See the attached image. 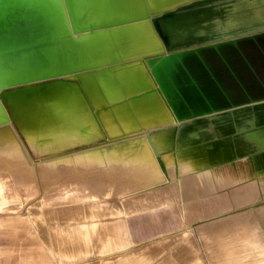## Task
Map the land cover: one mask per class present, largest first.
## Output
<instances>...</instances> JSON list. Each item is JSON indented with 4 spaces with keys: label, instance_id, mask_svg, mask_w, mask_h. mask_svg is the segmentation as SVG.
Segmentation results:
<instances>
[{
    "label": "bare ground",
    "instance_id": "bare-ground-1",
    "mask_svg": "<svg viewBox=\"0 0 264 264\" xmlns=\"http://www.w3.org/2000/svg\"><path fill=\"white\" fill-rule=\"evenodd\" d=\"M88 9L95 13L94 18L100 26L106 28L93 39L97 47L92 52H105L106 57L102 62L68 71L98 70L91 75H81L77 80L74 75L64 76L58 83L15 89L6 95L8 99L34 96L39 99L47 91H54L60 98L54 104L44 101V106L34 114H20L18 120L22 135L13 123L0 124V169L15 167L11 173L15 176V186L20 188L18 190L14 186L11 193L0 190V207L19 195L35 196V170L40 175L39 180H42L41 176L46 180L48 193L53 194L56 184L75 190L76 186L73 187L71 182L58 179L60 175L54 170V164L61 166V173L75 169L77 174L83 170L77 174L80 191L107 194L113 190V182H108V179H113L109 177L112 168L106 169L108 166L105 168L103 162L119 160L121 155H125L121 162L122 173H119L123 177L118 179L124 181L118 193L140 190L166 177L164 184L157 186L164 188L172 177L174 180L178 177L180 167H191L193 173L210 171L219 184L226 185L208 194L220 195L223 203L219 206L229 197L220 193H230L234 187L238 190L244 186L253 187L254 195L259 188L264 189L262 105L255 109L214 113L197 120H178L206 102L213 101L217 108L228 105L227 96L234 87L232 78L227 75L229 70L236 69L247 87L256 84L255 78L245 68L244 59L250 62L257 60L264 40L243 44L232 40L264 31V0H80L78 18L81 25H87L91 19ZM154 24L164 34L168 48L152 30ZM112 36L119 38L115 37V41L110 39ZM224 42L228 44L218 46ZM211 46L213 51H201ZM186 48L192 49L184 50ZM177 50H181V59L174 52ZM161 55L164 56L149 63L157 67L156 74L165 90L177 96L173 106L176 114L148 67L149 58ZM139 58L142 61L135 62ZM117 62L128 63L119 68L109 67ZM256 78L263 82L264 74L258 73ZM7 119L6 112L0 109V123ZM139 157L144 164L145 176L132 185L136 175L131 177ZM93 164L105 165L106 170H101L102 166L95 170L94 166V170L89 168L88 172L85 167ZM100 173L104 175L103 179L98 177ZM203 197L206 196L200 198ZM85 204L86 207H101L99 202L95 206ZM80 207L73 206L68 211ZM60 211H65V207H59ZM112 211L121 214L116 201Z\"/></svg>",
    "mask_w": 264,
    "mask_h": 264
},
{
    "label": "rangeland",
    "instance_id": "rangeland-1",
    "mask_svg": "<svg viewBox=\"0 0 264 264\" xmlns=\"http://www.w3.org/2000/svg\"><path fill=\"white\" fill-rule=\"evenodd\" d=\"M260 59L256 66L258 65L257 68L264 71V52L260 53ZM236 89L239 90L238 93L243 97V101L222 112L236 111L241 108L255 109L258 105L264 107V84L260 85L261 96L257 99L246 96L242 87ZM234 96H230L232 100ZM203 110L207 112L205 115L202 114ZM213 114L210 113V107L198 108L197 113L188 120L202 119ZM260 124L264 127V119ZM32 156L35 159L38 158ZM123 157L121 155L119 157L121 160L108 161L107 159L103 162L106 165L103 164L105 168L108 166L106 169L112 168L109 177L113 179H108V182L112 181V189L117 190L102 195L80 191L79 184L77 185L80 178L77 174L82 173L83 170L78 171L77 174L75 169L69 173H61L59 171L61 166L57 164H54L57 167L53 165V168L59 172L57 174L60 178L57 175L56 177L60 181L71 182L76 189L71 190L56 184L53 194L48 193L45 189L46 180L43 176H41L42 180H39L40 175L35 170L34 174L37 176L35 196L27 198L25 195L22 197L19 195L16 199H9L10 202L4 207H0V264H101L103 257L127 249L132 250L128 256L141 264L153 263L154 260L156 264H162L165 259L167 262H180L184 256H190L193 253H196L200 259V264H264L263 188H259L253 202L246 208L236 210L231 207L217 215L215 213L217 207L223 203L220 201V195L217 194L200 198L201 204L197 207L186 205L197 202L196 200L186 201L181 208L173 201L165 207L134 210L132 205H128L132 196L139 194V191L143 189L157 188L164 184L166 177L158 182L159 184L118 193L124 181L118 179L121 176L119 173H122ZM137 161L139 163L137 162L135 173L131 177L134 178L133 176L136 175V179H133L134 182L130 180L131 183L133 182L132 185L142 181L145 176L142 159L139 157ZM94 166L96 164L90 167L87 165L85 168L96 170L102 165ZM104 166L101 170H106ZM14 168L7 166L0 169V190L3 192L11 193L14 190L15 176L11 173ZM189 170L194 171L191 167L186 169L180 167L178 175L190 172ZM72 174L74 177H71ZM56 177L54 175V178ZM98 177L103 179L104 175L100 173ZM169 183L171 182L167 184ZM107 186L104 185V187ZM15 188L20 190L17 186ZM220 194L227 196L226 192ZM228 199L230 200V197L226 198L227 201ZM30 200L32 201L28 203ZM114 201L120 205L121 214L119 215L112 211ZM73 202L76 203L73 205ZM84 202L89 203L90 206H95L99 202L101 207H86ZM202 203L210 207L205 208ZM73 206L82 207L75 209L76 211H68ZM59 207H65V211L58 212ZM49 210L50 214L47 213ZM236 213L240 214L230 221H217L221 218H231ZM243 217V222L236 223L237 219ZM94 221H97V226L92 229ZM109 262L105 261L103 264Z\"/></svg>",
    "mask_w": 264,
    "mask_h": 264
},
{
    "label": "water",
    "instance_id": "water-1",
    "mask_svg": "<svg viewBox=\"0 0 264 264\" xmlns=\"http://www.w3.org/2000/svg\"><path fill=\"white\" fill-rule=\"evenodd\" d=\"M79 1L0 0V109L4 113L6 112L8 117L5 122L0 124L13 123L21 133L18 120L20 114L24 115L27 112L34 114L39 111L40 107L44 106V101L54 104L53 102L60 98L54 91H47L45 94L39 96V99L34 98L35 96L30 98H6V95L11 91L43 84L58 83L63 81L62 78L64 76L70 77L74 75V79L77 80L81 75H91L98 70L92 68L68 71L81 65L102 62L106 57L104 55L105 52L97 50L96 53L92 52L93 48L96 49L97 47L93 39L99 37V33L104 32L106 28L100 26L99 21L94 18V12L89 9L88 14L91 19H88L87 25H81L78 18ZM98 16L100 17L99 14H97ZM152 30L156 32L165 47L168 48L166 38L159 26L154 24ZM107 35L110 36L109 34ZM90 37L91 39H89ZM115 37L118 40L119 37ZM114 38L113 36L110 37V39L115 40ZM256 40H264V31L262 33L257 32L248 36H242L232 41L243 44L248 41L255 42ZM227 44L228 42H224L218 44V46H225ZM188 49L192 48L184 50ZM259 49L260 52L257 60L250 62L244 59L246 62L245 68L255 78V85L251 88L247 87L243 79L239 77V72L236 69L229 70L227 75L232 78L234 87L227 96L230 101L228 105L217 108L214 107L213 101L206 102L201 106L194 107L192 111L178 118V120H188L197 113L198 108L205 109L210 107V113H219L224 109L233 107L234 104L243 101V97L238 93L239 90L236 89L237 87H242L244 93L249 98H259L261 96L260 85L264 84V81L262 82L256 76L258 73L264 74V71L263 69H258V65L256 66V64L261 60L260 53L264 52V45ZM213 50V46L201 49V51L205 52ZM180 51H174L177 53V58L179 59H181ZM120 52L123 53V51ZM162 56L164 55L149 58L148 67L163 97L173 113L176 114L173 106L178 99L177 96L165 90L160 78L156 74L157 67L155 68L153 64L149 63L151 60ZM141 61L142 59L140 58L135 60V62ZM127 63L117 62L109 65V67L119 68ZM175 68L180 72L177 66ZM63 71L68 72L62 73ZM200 85H202L201 82ZM77 86L79 85L77 84ZM105 95L107 94L105 93ZM231 95H235L234 100L231 99ZM52 99L54 100L50 101ZM206 113L205 110L202 111V114L205 115ZM27 123L30 125L29 122Z\"/></svg>",
    "mask_w": 264,
    "mask_h": 264
},
{
    "label": "crops",
    "instance_id": "crops-1",
    "mask_svg": "<svg viewBox=\"0 0 264 264\" xmlns=\"http://www.w3.org/2000/svg\"><path fill=\"white\" fill-rule=\"evenodd\" d=\"M218 68L223 69L222 67H218ZM88 135L89 134H87V136ZM83 139H86V138H83ZM180 175H178V177L175 178V180L171 178L170 180L171 183H169L164 188H152V189L140 190L139 194L134 195L132 197V200L129 202V206L134 202L132 204V208L134 210L135 209L136 210H151L157 207L168 206L174 201L177 203L178 207L181 208L186 201L188 202V201H192V199L194 200L197 199L196 200L197 202L193 201L194 203L192 204L191 203L186 204L189 207H197L198 204H201V202L199 201L200 197L208 196V194L214 191H217V189H222L226 187V185L219 184L216 181V179L213 178L214 175L210 171L209 172L202 171V172H195V173H193L192 171V172L182 173ZM230 183H232V181ZM226 194L227 196L230 197V200L228 199V201H225L223 205L217 207V210L215 212L216 215L219 213H223L225 210H228L231 207H233L236 210L243 209L254 198L253 187L251 188L249 186H244L242 189H239V190H238V187H234L233 189H231L230 193H226ZM237 201L239 202L237 203ZM135 204H137L138 206L137 205L135 206ZM141 205H144L143 207L145 208H143ZM202 206H204L205 208L210 207L209 205H206V204H203ZM239 214L240 213H237L236 215H232L231 218L229 217H227L226 219L221 218L217 221H220V222L230 221L231 219L236 218V216ZM243 219L244 217L237 219L236 223L243 222ZM96 226H97V221H94L92 223V229H95ZM131 251H132L131 249H127L125 251H120V252L117 251L115 253L109 254L110 256L108 255L101 259V264H103V262L105 261H110L108 264H141V262L137 263V261H135L133 257L128 256L131 253ZM199 261L200 259L196 256V253L195 254L193 253L190 256H187V255L184 256V259L181 260L180 262L179 261L167 262L165 259V262H162V264H200ZM148 264H156V260H154L153 263H148Z\"/></svg>",
    "mask_w": 264,
    "mask_h": 264
}]
</instances>
